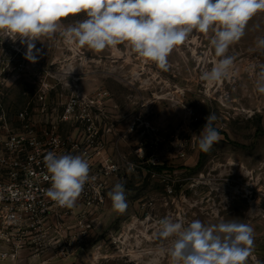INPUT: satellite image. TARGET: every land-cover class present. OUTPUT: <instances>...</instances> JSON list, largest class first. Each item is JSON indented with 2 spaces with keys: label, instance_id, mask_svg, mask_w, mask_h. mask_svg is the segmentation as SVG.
<instances>
[{
  "label": "rangeland",
  "instance_id": "obj_1",
  "mask_svg": "<svg viewBox=\"0 0 264 264\" xmlns=\"http://www.w3.org/2000/svg\"><path fill=\"white\" fill-rule=\"evenodd\" d=\"M213 35L193 30L162 70L124 44L96 52L67 45L59 32L34 41L42 52L33 64L19 38L0 32V93L11 126L33 131L57 156L80 155L90 171L108 172L100 175L104 203L76 201L55 244L27 264H171L175 237L159 236L165 217L185 227L194 220L248 224L254 246L247 264H264V94L255 86L264 11L230 45V75L209 85L200 76L218 59ZM209 113L221 139L205 153L193 135ZM117 182L126 189L123 213L108 196Z\"/></svg>",
  "mask_w": 264,
  "mask_h": 264
},
{
  "label": "clouds",
  "instance_id": "obj_2",
  "mask_svg": "<svg viewBox=\"0 0 264 264\" xmlns=\"http://www.w3.org/2000/svg\"><path fill=\"white\" fill-rule=\"evenodd\" d=\"M260 11H264V0H0V32L19 38L26 45L24 58L33 64L42 52L34 41L59 32L67 45L96 52L124 44L144 62L167 70L169 54L193 30L204 34L212 31L210 43L218 59L200 76L212 85L230 75L234 57L226 53ZM80 14L86 18L64 27L65 18ZM258 46L264 47V39ZM256 75V91L264 94V65ZM205 120L193 138L207 153L221 135L214 126L215 113H209ZM44 163L50 174L45 179L51 181L46 196L59 207L73 208L90 179L88 161L80 155L48 152ZM108 196L115 211L127 209L123 182H117ZM159 223L160 237H175L167 249L171 264H247L252 256L254 230L236 219L212 226L194 220L185 227L168 217Z\"/></svg>",
  "mask_w": 264,
  "mask_h": 264
},
{
  "label": "built area",
  "instance_id": "obj_3",
  "mask_svg": "<svg viewBox=\"0 0 264 264\" xmlns=\"http://www.w3.org/2000/svg\"><path fill=\"white\" fill-rule=\"evenodd\" d=\"M17 116L24 120L22 113ZM10 117L0 93V264H27L55 244L73 208L59 207L46 196L51 181L45 179L50 174L44 156L51 151L33 131L13 128ZM98 171L89 172L77 200L86 207L104 203L100 175L108 172Z\"/></svg>",
  "mask_w": 264,
  "mask_h": 264
},
{
  "label": "trees",
  "instance_id": "obj_4",
  "mask_svg": "<svg viewBox=\"0 0 264 264\" xmlns=\"http://www.w3.org/2000/svg\"><path fill=\"white\" fill-rule=\"evenodd\" d=\"M157 169H159V167Z\"/></svg>",
  "mask_w": 264,
  "mask_h": 264
}]
</instances>
